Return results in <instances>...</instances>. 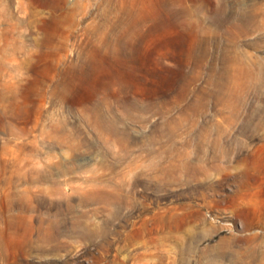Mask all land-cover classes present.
Returning a JSON list of instances; mask_svg holds the SVG:
<instances>
[{"label": "rangeland", "instance_id": "374dc122", "mask_svg": "<svg viewBox=\"0 0 264 264\" xmlns=\"http://www.w3.org/2000/svg\"><path fill=\"white\" fill-rule=\"evenodd\" d=\"M0 264H264V0H0Z\"/></svg>", "mask_w": 264, "mask_h": 264}]
</instances>
